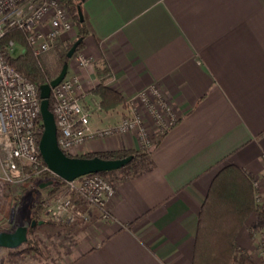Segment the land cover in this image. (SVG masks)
<instances>
[{"label":"crops","instance_id":"crops-1","mask_svg":"<svg viewBox=\"0 0 264 264\" xmlns=\"http://www.w3.org/2000/svg\"><path fill=\"white\" fill-rule=\"evenodd\" d=\"M80 7L79 50L91 65L72 56L67 73L86 87L91 126L126 112L99 107L100 81L125 99L158 85L177 120L150 149V166L117 182L106 218L86 205L80 221H96L97 231L79 235L65 264H191L198 212L218 171L236 165L264 186V0H84ZM126 149H140L129 133L89 140L78 151ZM251 222L236 236L247 251Z\"/></svg>","mask_w":264,"mask_h":264},{"label":"built area","instance_id":"built-area-1","mask_svg":"<svg viewBox=\"0 0 264 264\" xmlns=\"http://www.w3.org/2000/svg\"><path fill=\"white\" fill-rule=\"evenodd\" d=\"M11 28L23 31L32 53L41 56L75 26L62 0H0V183L15 187L29 178L54 173L43 162L38 148L43 131L38 88L10 63L16 42L1 44L2 37ZM72 56L81 67L91 65L90 58L79 49ZM86 95L82 80L67 72L50 94L57 144L71 156H79L78 149L89 140L128 133L134 136L140 149L150 151L158 139L155 136L164 134L177 120L165 93L152 84L135 97L125 99L126 112L119 121L93 128L92 112L83 104ZM148 122L153 130L148 128ZM110 174L91 173L63 180L61 195L46 212L56 220L83 217L73 201L76 194L98 207L106 218L107 203L115 195L117 184ZM263 258L264 248H261L255 260L262 264Z\"/></svg>","mask_w":264,"mask_h":264},{"label":"trees","instance_id":"trees-1","mask_svg":"<svg viewBox=\"0 0 264 264\" xmlns=\"http://www.w3.org/2000/svg\"><path fill=\"white\" fill-rule=\"evenodd\" d=\"M62 1L75 23L77 33L75 39L61 50L55 60L53 64L54 73L46 67L45 61L42 59L43 55L36 56L32 53L26 42V34L23 31L16 28L8 29L1 39L3 46L10 40L21 45V53L17 56H11L10 63L18 72L37 86L38 96L39 86L51 80L54 74H58L63 63L68 62L69 58L66 56V52L72 43L77 38L81 37L83 39L86 34L85 20L79 21L77 13V6L81 5L84 0ZM82 43L83 40H81L77 49L82 46ZM94 93L98 97L99 107L103 110L107 111L119 105L126 107L125 98L116 90L106 86L103 81L95 86ZM50 107L51 97H49ZM95 155L105 159L131 155L132 159L124 167L117 170H125L126 176L143 171L150 166L149 151L142 149L87 152L79 156L92 157ZM39 179L52 181L50 184L51 191H57L59 184L63 183V179L55 174H44ZM254 181V177L249 172L236 165H226L218 171L198 212L191 264H258L247 250L242 249L236 243L237 233L252 214H255L264 222V201L262 203L257 201ZM73 201L80 210H84L88 204L76 194H73ZM42 210L43 205H38L36 212H42ZM30 223L27 224V234L33 228ZM25 243V247L13 251L16 256L31 252L39 256L42 255L40 241L27 238Z\"/></svg>","mask_w":264,"mask_h":264},{"label":"rangeland","instance_id":"rangeland-1","mask_svg":"<svg viewBox=\"0 0 264 264\" xmlns=\"http://www.w3.org/2000/svg\"><path fill=\"white\" fill-rule=\"evenodd\" d=\"M73 40L57 48L58 40L52 49L43 54L42 59L51 72L54 73L53 64L61 50ZM21 51V45L16 43L13 47L12 56H17ZM53 55H56L55 59H53ZM158 137V135L155 136L156 139ZM146 151L148 150L146 149ZM125 176V170L111 172L110 174V177L116 179L117 182ZM46 181L48 180L33 177L29 178L28 181L26 180L21 186L15 187L0 183V230H14L17 226L27 225L31 222L30 220L34 219L36 223L27 234V238L40 241V249L43 252L41 256L32 252L16 256L13 251L25 247V242L13 249L1 248L0 264H65L72 258L74 249H77L76 246L81 241L79 235H94L96 233V221H80L82 220L80 216L73 219L63 217L56 220L51 217L49 212H46L54 204L56 198L61 195L62 187V184H59L57 191H51L50 185L39 186L40 183ZM254 184L256 185L257 201L262 203L264 201V186L261 184L259 186L257 181H254ZM40 204L43 205V210L42 212H36ZM85 209L81 211L84 212ZM38 220L44 221L38 224ZM248 221H252L249 226V232L253 246L252 250L248 251L252 255L264 248V222L255 214H252ZM262 264H264V261Z\"/></svg>","mask_w":264,"mask_h":264},{"label":"water","instance_id":"water-1","mask_svg":"<svg viewBox=\"0 0 264 264\" xmlns=\"http://www.w3.org/2000/svg\"><path fill=\"white\" fill-rule=\"evenodd\" d=\"M77 13L79 21H83L84 19L80 5L77 6ZM81 40L82 38L80 37L72 43L66 52L68 58L72 57ZM67 67L68 62L66 61L63 63L56 76L39 86L40 115L43 131L38 142V148L43 162L56 176L63 180H73L86 174L121 169L132 159L131 155L111 159L101 158L97 155L92 157L71 156L62 151L58 146L56 124L53 113L49 108V97L52 88L66 75ZM51 183V181H46L40 183L39 186L43 187L50 185ZM35 223L36 221L33 219L30 225L34 226ZM37 223H42V220H38ZM26 241L27 225H19L11 231H0V249H13Z\"/></svg>","mask_w":264,"mask_h":264}]
</instances>
